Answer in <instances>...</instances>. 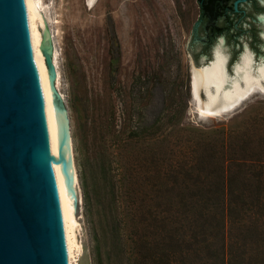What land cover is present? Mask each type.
<instances>
[{"label":"rangeland","instance_id":"1","mask_svg":"<svg viewBox=\"0 0 264 264\" xmlns=\"http://www.w3.org/2000/svg\"><path fill=\"white\" fill-rule=\"evenodd\" d=\"M38 1L77 173L76 264H169L204 255L190 247L219 246L226 193L264 195L245 165L228 189L225 180L228 157L264 164V91L200 115L190 69L216 47L229 73L245 48L253 64L263 60L252 18L264 8L243 3V31L213 34L197 0Z\"/></svg>","mask_w":264,"mask_h":264},{"label":"water","instance_id":"2","mask_svg":"<svg viewBox=\"0 0 264 264\" xmlns=\"http://www.w3.org/2000/svg\"><path fill=\"white\" fill-rule=\"evenodd\" d=\"M44 145L20 0H0V264H64Z\"/></svg>","mask_w":264,"mask_h":264},{"label":"bare ground","instance_id":"3","mask_svg":"<svg viewBox=\"0 0 264 264\" xmlns=\"http://www.w3.org/2000/svg\"><path fill=\"white\" fill-rule=\"evenodd\" d=\"M37 4H39L38 0H20L28 57L39 97L45 155L64 264H76V257L81 251L75 236L74 217L77 173L73 161L68 119L58 106L56 52L53 45L51 50L54 70L51 72L45 64L43 52L46 49L49 51L50 46L48 47L43 41L37 28V23L44 26ZM259 18L264 23V16L261 15ZM262 37L264 39V32ZM223 41L221 37L220 42ZM227 59V55L220 47H216L213 51V59L208 64L200 67L191 65V95L200 115L217 116L227 113L255 89L264 91V57L257 63L254 60L253 64V54L245 48L240 60L233 64V75L227 71ZM200 91L204 93V98L200 97Z\"/></svg>","mask_w":264,"mask_h":264},{"label":"trees","instance_id":"4","mask_svg":"<svg viewBox=\"0 0 264 264\" xmlns=\"http://www.w3.org/2000/svg\"><path fill=\"white\" fill-rule=\"evenodd\" d=\"M225 7L224 0H199L201 16L209 14L215 18L224 12ZM239 159L227 158L230 162L225 173L227 189L232 182V174L243 165L248 168L253 188L264 189V164L258 163L257 159ZM224 209L227 220L224 216L221 244L213 247V243H204L190 247L192 251L203 252L204 255L191 260L174 259L169 264H264V195L260 192L234 195L229 191L224 197ZM245 221L249 223L244 224ZM232 229L236 231L235 235H231Z\"/></svg>","mask_w":264,"mask_h":264},{"label":"flooded vegetation","instance_id":"5","mask_svg":"<svg viewBox=\"0 0 264 264\" xmlns=\"http://www.w3.org/2000/svg\"><path fill=\"white\" fill-rule=\"evenodd\" d=\"M197 1L199 4V0ZM200 1H205V0H200ZM235 1L236 0H224V3L226 4L224 12L221 15L216 16L215 18H211L209 14L202 16L206 20H209L210 22L213 23V25H208V28H207V30L210 33L214 34L219 31H227L230 29L229 26H231V28H234V32H242L243 31L242 23L246 24L242 20L248 18V13L249 11H251V10L246 9L245 7H242L243 3H249L250 9L252 10H257L258 7L264 8V0H239L240 3L236 9L234 8V5H233ZM253 15L254 17L252 18V21L254 23L261 25L262 28L264 29V23L259 18V16L263 14L257 13ZM221 20L223 21L222 24L216 23Z\"/></svg>","mask_w":264,"mask_h":264}]
</instances>
